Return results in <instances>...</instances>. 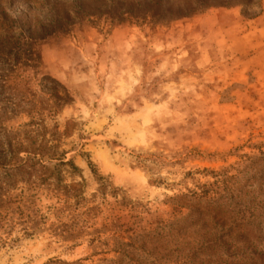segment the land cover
Returning a JSON list of instances; mask_svg holds the SVG:
<instances>
[{
  "label": "rangeland",
  "instance_id": "374dc122",
  "mask_svg": "<svg viewBox=\"0 0 264 264\" xmlns=\"http://www.w3.org/2000/svg\"><path fill=\"white\" fill-rule=\"evenodd\" d=\"M264 0H0V264H264Z\"/></svg>",
  "mask_w": 264,
  "mask_h": 264
},
{
  "label": "crops",
  "instance_id": "0c3cea01",
  "mask_svg": "<svg viewBox=\"0 0 264 264\" xmlns=\"http://www.w3.org/2000/svg\"><path fill=\"white\" fill-rule=\"evenodd\" d=\"M261 19H264V15H262V16H261ZM260 32H264V24H263V25H261Z\"/></svg>",
  "mask_w": 264,
  "mask_h": 264
},
{
  "label": "trees",
  "instance_id": "16d2710c",
  "mask_svg": "<svg viewBox=\"0 0 264 264\" xmlns=\"http://www.w3.org/2000/svg\"><path fill=\"white\" fill-rule=\"evenodd\" d=\"M0 158H1V154H0ZM139 264V263H138Z\"/></svg>",
  "mask_w": 264,
  "mask_h": 264
}]
</instances>
